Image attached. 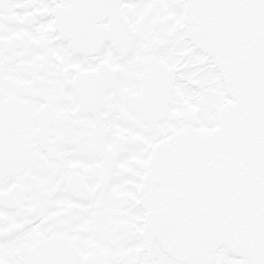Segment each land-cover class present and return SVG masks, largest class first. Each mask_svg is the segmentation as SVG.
I'll return each mask as SVG.
<instances>
[{
  "label": "snow or ice",
  "instance_id": "snow-or-ice-1",
  "mask_svg": "<svg viewBox=\"0 0 264 264\" xmlns=\"http://www.w3.org/2000/svg\"><path fill=\"white\" fill-rule=\"evenodd\" d=\"M0 264H264V0H0Z\"/></svg>",
  "mask_w": 264,
  "mask_h": 264
}]
</instances>
